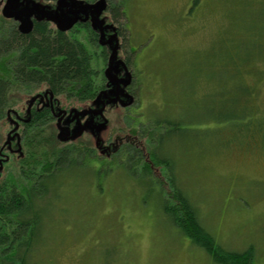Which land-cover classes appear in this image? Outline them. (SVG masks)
I'll return each instance as SVG.
<instances>
[{
  "label": "rangeland",
  "instance_id": "374dc122",
  "mask_svg": "<svg viewBox=\"0 0 264 264\" xmlns=\"http://www.w3.org/2000/svg\"><path fill=\"white\" fill-rule=\"evenodd\" d=\"M5 1L0 0V15ZM61 1L60 8L58 0H10L8 11L21 10L24 29L40 11L52 13V23L64 27L71 4L100 0ZM104 2L106 11L98 20H103L104 40L112 34L110 25L119 29L117 56L128 58L127 64L122 60L130 74L119 89L132 100L126 105L127 98L118 94L120 105L107 106L99 119L82 115L79 125L74 121V131L82 126L88 142L78 148L103 145L107 150H92L90 158L46 182L48 192L36 205L37 233L28 252L17 250V258L24 264H214L162 210L174 187L166 184L160 192L153 181L165 184L174 175L176 187L223 248L252 246L253 264H264V0ZM16 22L5 21V30ZM69 30L87 48L94 77L101 80L105 52L89 31ZM124 72L119 66V80L126 78ZM115 93L108 91L111 98ZM131 112L151 120L157 115L180 119V130H172L175 135L162 145L172 157L173 173L156 166L153 180L140 174L152 144L144 136L145 125H136L140 136L130 134ZM56 122L46 133H54ZM60 146H53L55 154ZM142 149L145 156L132 162L136 175L130 174L124 163ZM18 259L11 261L19 264Z\"/></svg>",
  "mask_w": 264,
  "mask_h": 264
},
{
  "label": "trees",
  "instance_id": "16d2710c",
  "mask_svg": "<svg viewBox=\"0 0 264 264\" xmlns=\"http://www.w3.org/2000/svg\"><path fill=\"white\" fill-rule=\"evenodd\" d=\"M5 21L8 19L0 15V264H15L11 260L18 259L17 250L24 247L28 252L30 241L37 233L39 210L36 205L48 192L46 182L70 165L80 164L84 157L90 158L94 153L92 150L97 149L101 153L107 150L103 145H96L90 150L78 148V145L82 147L86 144L81 140L83 127L79 126L80 130L75 132L70 122L76 121L79 125L84 117L82 115L99 119L107 106L116 104H94L99 94L111 89L113 84L109 83L105 70L101 80L96 81L87 48L69 33V29L62 30L51 20L33 17L29 31H22L18 22L5 30ZM73 26L89 31L94 37L91 41L97 42L103 49L107 62V44L99 42V29H94L88 19L77 21ZM113 27L114 31H110L122 42L119 29L115 25ZM122 59L127 64L128 58L122 56ZM126 94L127 100H131L132 95ZM43 98L50 106L42 104L45 101ZM115 102L120 105L118 100ZM37 104L39 109L35 108ZM54 104L59 105L57 113L50 108ZM134 108H138V112L139 107ZM96 109H101L100 113L92 115L90 112ZM137 112L135 115L131 112L135 120L129 128L130 134L140 136L144 131L153 151L144 158L140 174L151 178V173L157 167L173 173L172 157L165 154L162 145L175 135L172 130H180V119L174 115H157L151 120ZM241 115L237 113L235 118L240 119ZM55 119L54 133H46V127ZM64 120L69 125L63 126L61 122ZM137 124L145 125V130L136 127ZM100 135L98 141L101 143L104 140ZM12 142L16 144L14 150H11ZM68 142L71 143L63 146ZM73 144L78 149L68 148ZM55 145H61L57 154L54 153ZM5 148L10 154L3 153ZM38 149L42 151L38 152ZM137 152L130 155L133 156L130 164L124 163V167L133 175H136L133 170L137 162L135 159H139L144 150ZM77 153L83 156L80 161L76 159ZM173 177L164 185L160 181H153L160 192L166 184L174 187L168 190L167 199L162 202V210L171 224L193 245L201 248L214 264H253L252 246L243 251L227 250L203 227L193 204L184 191L176 187ZM18 260L19 264H24L23 258Z\"/></svg>",
  "mask_w": 264,
  "mask_h": 264
},
{
  "label": "water",
  "instance_id": "95a60500",
  "mask_svg": "<svg viewBox=\"0 0 264 264\" xmlns=\"http://www.w3.org/2000/svg\"><path fill=\"white\" fill-rule=\"evenodd\" d=\"M9 4H10V0H6L2 9H1V14L3 17L7 18V19H14L17 20L19 22V28L22 31H29L31 29L32 26V21H31V25L28 29H24L22 27V23H21V10H16V11H8L9 10ZM59 7L61 8L63 6L62 1L58 0ZM98 4L100 5V7H98V10H96V5L98 6ZM71 5H75L73 8H68L67 12L69 13L70 16V20L68 21L67 25L62 27L60 24H57V27L59 29L62 30H68L70 29L77 21L80 20H90L91 25L94 29H99L100 31V38H99V42L103 45V44H111L110 45V55L108 57V61H107V67L105 69V75L109 80V83L113 84V87L109 90H106L104 92H102L101 94H99V96L97 97V99L94 101L95 105H102L104 106L107 103H111V102H115V101H120V97H118V94H120L121 96H123L124 98H128V95L122 92V90L119 89L120 84L122 85V89L129 83L130 81V74L129 71H127L124 62L122 59H119L117 56V50H119L120 47V43H119V39L118 37H116V34L113 33L109 36V38L107 40H104L103 37V31H104V27H103V20H98V16L99 14L102 12V10H105L106 6H105V2L104 0H100L98 1V3L91 4V5H85L83 3V1H79L78 3L76 2L75 4H71ZM68 6L66 5V8ZM58 8V6H57ZM74 8L75 10L79 11L74 12ZM59 9V8H58ZM40 13V14H39ZM37 13V15H33V17L37 18V19H42V18H46L48 20H53L55 17L52 13L46 11V12H39ZM81 15V16H80ZM83 15V16H82ZM56 21H58V18L56 19ZM53 22V21H52ZM108 27V26H107ZM108 28H110L111 31H114V27L113 25H110ZM119 66L123 67L125 69V79H118L117 74L119 72ZM112 90L115 91V96L113 98H111L108 94V91ZM132 100V99H131ZM131 100L129 99V101L127 100L126 105L129 104L131 102ZM103 108V107H102ZM101 109H96V110H92L90 113L93 115H96L97 113H100ZM90 119H92V117H90ZM105 125V124H104ZM88 129V128H87ZM103 129V127H102ZM104 130V129H103ZM100 131V130H99Z\"/></svg>",
  "mask_w": 264,
  "mask_h": 264
},
{
  "label": "flooded vegetation",
  "instance_id": "af4514ba",
  "mask_svg": "<svg viewBox=\"0 0 264 264\" xmlns=\"http://www.w3.org/2000/svg\"><path fill=\"white\" fill-rule=\"evenodd\" d=\"M41 92H43L42 91V89H41ZM45 101H44V103L42 102V104H44V105H46V106H50V105H47L45 102H47L46 101V98H43ZM57 107H59V105H57V104H54L53 106H51L50 108L53 110V111H55L56 113H57V111H56V109H57ZM61 107V106H60ZM35 108L36 109H39V104H37L36 106H35ZM61 108H64L63 106L61 107ZM54 112V113H55ZM21 115V114H20ZM22 116V115H21ZM97 119V118H96ZM74 124V121H71L70 122V126H72ZM9 129H10V127L8 126V131H9ZM86 137L87 136H85V135H83L82 136V138H81V140L83 141V142H85V143H88V142H86L87 141V139H86ZM16 148V144L14 143V142H12V144H11V150H14ZM23 148H24V146H23ZM3 153L4 154H10V151L9 150H7L6 148L3 150ZM13 154V153H12Z\"/></svg>",
  "mask_w": 264,
  "mask_h": 264
}]
</instances>
